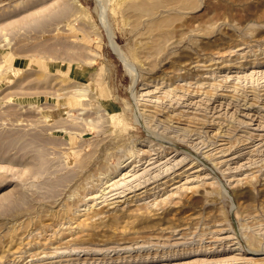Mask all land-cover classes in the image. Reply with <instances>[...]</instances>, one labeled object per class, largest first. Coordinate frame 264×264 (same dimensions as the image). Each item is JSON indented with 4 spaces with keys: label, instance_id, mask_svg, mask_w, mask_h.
<instances>
[{
    "label": "rangeland",
    "instance_id": "1",
    "mask_svg": "<svg viewBox=\"0 0 264 264\" xmlns=\"http://www.w3.org/2000/svg\"><path fill=\"white\" fill-rule=\"evenodd\" d=\"M195 1L0 0V264H264V0Z\"/></svg>",
    "mask_w": 264,
    "mask_h": 264
},
{
    "label": "bare ground",
    "instance_id": "2",
    "mask_svg": "<svg viewBox=\"0 0 264 264\" xmlns=\"http://www.w3.org/2000/svg\"><path fill=\"white\" fill-rule=\"evenodd\" d=\"M157 1H162V0H157ZM188 2H192V4H193V2L195 3L196 1L195 0H168V3H165V4H172V5H176L177 7H182L184 4H186V3H188ZM195 5V4H194ZM136 8H138V9H141V10H144V11H146V14H148L149 15V17H152V16H156L157 15V12L156 13H154L151 9H149V7L146 5V4H142V5H140V6H138V7H136ZM160 12L159 13H166V12H169V9L167 10H163V11H161V10H159ZM178 13V12H177ZM175 16V15H174ZM154 17H152L153 19H152V21H149L148 22V30H153V29H156L157 27H159L160 25H162V24H165V23H167L168 22V20L165 18V16L162 14V15H160V17H156L155 19H154ZM177 17V16H176ZM137 20H139V19H137ZM135 21V24H138V21ZM143 22V21H142ZM147 26V25H146ZM109 27V26H108ZM110 29V28H109ZM110 32H111V29L109 30ZM145 31H146V29H145ZM150 31H148L149 33H150ZM201 31V30H200ZM143 32V31H142ZM148 32H146V33H148ZM193 32V31H192ZM145 33V32H144ZM163 34V33H162ZM111 35V33H109V36ZM160 35V34H159ZM162 36V35H161ZM165 35L163 34V37H164ZM167 36V35H166ZM155 37V40L156 41H158V39H156L157 37L156 36H154ZM162 37V38H163ZM153 38V37H152ZM161 39V38H160ZM153 40V39H152ZM151 40V41H152ZM111 44H112V46H113V49H114V51L119 55V57L124 61V63H125V65H126V68L128 69V70H132L134 67H133V65L131 64V63H129V61L127 60V58L125 57V55L123 54V51L120 49V46L118 45V43L113 39V35H111ZM144 55V54H143ZM153 57V56H152ZM157 58V57H156ZM199 63V62H198ZM201 68V67H200ZM258 71V70H257ZM260 71V70H259ZM252 72H254V71H252ZM252 72H251V74H252ZM174 75V74H173ZM172 76V75H171ZM252 76V75H251ZM173 79V78H172ZM162 80V79H161ZM168 80V79H167ZM153 85V84H152ZM172 85V84H171ZM188 85V84H187ZM61 86V85H60ZM162 86V85H161ZM160 87V86H159ZM176 87V86H175ZM183 87V86H182ZM189 87V86H188ZM201 87V86H200ZM202 87H204V85L202 86ZM201 87V88H202ZM212 88V87H211ZM158 89V88H157ZM171 89V88H170ZM74 90V89H73ZM73 90H72V93L71 94H74V95H76V96H78V98H79V100L80 101H84V100H86L85 98H86V96H88L87 94H88V91L86 90V89H80L79 87L78 88H76V91L75 92H73ZM176 90V89H175ZM185 90H186V88H185ZM198 90H200V89H198ZM69 92H71V91H69ZM148 92H150V91H148ZM189 92V91H188ZM195 92H196V89H195ZM206 92V91H205ZM146 93V92H145ZM169 93V92H168ZM174 93V92H173ZM172 93V94H173ZM201 93V92H200ZM149 94V93H148ZM68 95H69V93H68ZM73 95V96H74ZM191 95V94H190ZM198 95V94H197ZM75 96V97H76ZM206 96V95H205ZM184 97V96H183ZM188 97V96H187ZM214 97V96H213ZM159 99V98H158ZM150 100V99H149ZM200 100V99H199ZM191 102V101H190ZM204 102V101H203ZM195 102H193V104H194ZM159 104V103H158ZM197 104V103H196ZM162 105V104H161ZM202 105V104H201ZM156 106V105H155ZM154 106V107H155ZM200 106V105H199ZM198 106V107H199ZM251 107V106H250ZM158 108V107H157ZM161 108V107H160ZM156 111V110H155ZM172 116V115H171ZM179 118V117H178ZM181 118V117H180ZM183 118V117H182ZM153 149V148H152ZM157 149H155V151H156ZM146 152V151H145ZM154 152V151H153ZM152 152V153H153ZM158 152V151H157ZM125 153V152H124ZM130 153V152H129ZM148 153H150V152H147V154ZM161 153V152H160ZM131 154H133V152L131 153ZM130 155V154H129ZM148 156V155H147ZM156 156V155H155ZM134 157V156H133ZM144 157V156H143ZM160 157V156H159ZM154 158V157H153ZM149 162V161H148ZM151 162V161H150ZM122 163V162H121ZM137 165V164H136ZM153 165V164H152ZM155 165V164H154ZM116 166H117V164H116ZM134 166V165H133ZM112 167V166H111ZM138 167V166H137ZM121 168V166H118V167H116V169H115V172H113V170H111L112 171V175H114L119 169ZM144 168V167H143ZM107 169H109V168H107ZM113 169H114V167H113ZM145 169V168H144ZM130 170V169H129ZM143 170V169H142ZM148 170H149V168H148ZM103 171V170H102ZM111 171H108V173L109 172H111ZM144 171V170H143ZM146 171V170H145ZM144 171V172H145ZM104 172V171H103ZM143 172V173H144ZM125 174V173H124ZM122 175V174H121ZM127 174H125V176H126ZM138 175V174H137ZM141 175V174H140ZM102 176H103V174H102ZM111 176V175H110ZM105 177V176H104ZM103 177V178H104ZM121 177V176H120ZM139 177V176H138ZM99 178H101V177H99ZM98 178V179H99ZM130 178H131V176H130ZM102 179V178H101ZM125 179V178H124ZM132 179V178H131ZM131 179H129V180H131ZM95 180H97V179H95ZM100 180V179H99ZM123 180V179H122ZM119 181V180H118ZM156 181V180H155ZM189 181V180H188ZM106 182V181H105ZM108 182V181H107ZM107 182H106V185H107ZM148 182V181H147ZM95 183V182H94ZM122 183V182H121ZM120 183V184H121ZM91 184H93V182L91 183ZM97 184V183H96ZM111 184V183H110ZM114 184H115V181H114ZM123 184H124V182H123ZM184 184V183H183ZM101 185V184H100ZM116 185V184H115ZM117 185H119V184H117ZM93 186H94V184H93ZM96 186V185H95ZM124 186V185H123ZM134 186V185H133ZM111 187V186H110ZM152 187V186H151ZM183 187V186H182ZM114 188H116V187H114ZM119 188V187H118ZM138 188V187H137ZM136 188V189H137ZM104 189V188H103ZM125 189V188H124ZM181 189V188H180ZM152 190V189H151ZM134 191V190H133ZM177 191V190H176ZM130 192V191H129ZM94 192H90L88 195H90V197H89V199L90 200H96V197H97V195H96V197L94 196L95 194H93ZM117 193V192H116ZM174 193H176L175 191H174ZM173 193V194H174ZM115 194V193H114ZM141 194H143V192L141 193ZM172 194V193H171ZM133 195V194H132ZM121 196V195H120ZM138 196H140V193H139V195ZM142 196V195H141ZM147 196V195H146ZM175 196H176V194H175ZM180 196V195H179ZM85 197V196H84ZM165 197H166V195H165ZM164 197V198H165ZM174 197V196H173ZM107 198V197H106ZM163 198V199H164ZM85 199V198H84ZM124 199V198H123ZM88 200V199H87ZM167 200V199H166ZM125 201V200H124ZM127 201V200H126ZM96 202V201H95ZM164 202V201H163ZM171 202V201H170ZM169 202V203H170ZM131 203V202H130ZM133 203V202H132ZM117 204V203H116ZM85 205V204H84ZM138 206V205H137ZM78 207V206H77ZM76 207V208H77ZM127 207V206H126ZM145 207V206H144ZM65 208V207H64ZM63 208V209H64ZM73 208V207H72ZM80 208V207H79ZM137 208H139V207H137ZM148 208V207H147ZM67 209V208H66ZM124 209V208H123ZM149 209V208H148ZM72 210V209H71ZM77 210L78 209H76V213H78L77 212ZM62 211V210H61ZM64 211H65V209H64ZM66 213H68V212H70V211H65ZM132 212V211H131ZM62 213H64V212H62ZM74 213V212H73ZM72 213V214H73ZM76 213H74V214H76ZM72 214H71V216H72ZM126 214V213H125ZM56 215V214H55ZM66 215H68V214H66ZM89 215V214H88ZM102 215V214H101ZM59 216V215H58ZM79 220V219H78ZM77 221V220H76ZM62 222V221H61ZM79 222H81V220L79 221ZM58 223V222H57ZM85 224H87V222H84ZM94 223V222H93ZM61 224V223H60ZM81 224V223H80ZM82 225V224H81ZM78 227H81V226H79V225H77ZM83 226V225H82ZM50 227V226H49ZM58 227V226H57ZM17 228V227H16ZM51 228V227H50ZM10 229V228H9ZM8 229V230H9ZM11 229H12V232L15 234V232L14 231H16V230H13V229H15L14 227L12 228L11 227ZM11 229H10V231L9 232H11ZM17 230H19V228L17 229ZM55 230V229H54ZM219 232V231H218ZM13 234V235H14ZM34 235V234H33ZM57 235H58V233H57ZM5 236V235H4ZM26 236V235H25ZM34 236H36V234L34 235ZM51 236V235H50ZM55 236V235H54ZM27 237L29 238V236L27 235ZM27 237H25L26 238V240H27ZM31 237V236H30ZM33 237V236H32ZM61 237V236H60ZM213 237H215V236H213ZM225 237V236H224ZM50 238V237H49ZM55 238V237H54ZM18 239V238H17ZM31 239V238H30ZM217 239V238H216ZM22 240H25L24 238L22 239ZM32 240V239H31ZM30 240V241H31ZM214 240V239H213ZM13 241V240H12ZM18 241V240H17ZM21 241V240H20ZM35 241H36V239H35ZM33 242H34V240H33ZM41 242V241H40ZM225 242V241H224ZM18 243V242H17ZM21 243H23V241L21 242ZM47 243V242H46ZM45 243V244H46ZM221 243V242H220ZM45 244H43V245H45ZM17 245V244H16ZM17 246H20V245H17ZM29 247V246H28ZM15 248H16V246H15ZM114 248V247H113ZM116 248V247H115ZM5 250H6V247H5ZM7 252V251H6ZM13 255V254H12ZM9 256V255H8ZM14 256V255H13ZM107 256H108V254H107ZM8 259V258H7ZM10 259V258H9ZM19 259V258H18ZM17 260V259H16ZM7 261V260H6ZM10 261V260H9ZM5 263V262H4ZM8 263V262H7ZM1 264H2V262H1Z\"/></svg>",
    "mask_w": 264,
    "mask_h": 264
}]
</instances>
